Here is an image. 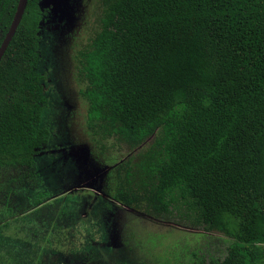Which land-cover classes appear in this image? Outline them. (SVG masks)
<instances>
[{"label":"trees","instance_id":"obj_1","mask_svg":"<svg viewBox=\"0 0 264 264\" xmlns=\"http://www.w3.org/2000/svg\"><path fill=\"white\" fill-rule=\"evenodd\" d=\"M40 2L27 1L0 59V172L21 168L31 178L51 139L41 126ZM17 3L0 0V45ZM99 4L97 28L76 58L88 130L128 150L116 165L113 200L220 234L223 254L192 264H264V0ZM10 212L0 217V264L39 263L37 242L12 241L35 221Z\"/></svg>","mask_w":264,"mask_h":264},{"label":"rangeland","instance_id":"obj_2","mask_svg":"<svg viewBox=\"0 0 264 264\" xmlns=\"http://www.w3.org/2000/svg\"><path fill=\"white\" fill-rule=\"evenodd\" d=\"M40 8L44 21L38 71L45 76L47 98L41 126L49 129L51 139L35 158L38 178L21 168L0 172V217L7 210L37 225H24L12 241H25V248L37 242L42 255L36 264H192L200 257L222 255L220 234L157 220L115 203V169L128 150L88 130L76 58L97 28L99 0H41ZM73 187L78 189L68 191ZM38 201L42 205L34 209ZM38 209L40 214H34ZM90 252L96 259L83 261V253Z\"/></svg>","mask_w":264,"mask_h":264},{"label":"water","instance_id":"obj_3","mask_svg":"<svg viewBox=\"0 0 264 264\" xmlns=\"http://www.w3.org/2000/svg\"><path fill=\"white\" fill-rule=\"evenodd\" d=\"M28 0H18L16 11L14 13L13 19L11 21V24L9 26V29L7 33L4 36V39L0 45V59L2 58L3 54L5 53L11 39L13 38L17 27L19 26V23L22 19V16L24 14L26 5Z\"/></svg>","mask_w":264,"mask_h":264}]
</instances>
